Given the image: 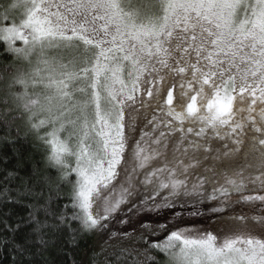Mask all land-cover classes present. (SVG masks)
<instances>
[{
	"label": "snow or ice",
	"instance_id": "6c2138e0",
	"mask_svg": "<svg viewBox=\"0 0 264 264\" xmlns=\"http://www.w3.org/2000/svg\"><path fill=\"white\" fill-rule=\"evenodd\" d=\"M0 45L28 66L0 74L4 116L26 115L71 184L62 205L58 188L41 197L34 227L106 228L139 171L145 211L188 198L261 214H230L219 237L162 224L163 239L116 264H156L153 250L169 264H264V0H8ZM140 109L153 111L137 139Z\"/></svg>",
	"mask_w": 264,
	"mask_h": 264
},
{
	"label": "trees",
	"instance_id": "16d2710c",
	"mask_svg": "<svg viewBox=\"0 0 264 264\" xmlns=\"http://www.w3.org/2000/svg\"><path fill=\"white\" fill-rule=\"evenodd\" d=\"M6 65L28 67L18 61L13 62L11 55L0 45V74L7 75L4 73ZM0 118L7 120V124L0 122V264H105L106 257L110 264H116V254L125 247L139 245L143 239L158 240L165 236L163 230H156L155 236H146L153 230L145 228L144 222L133 231L118 234L108 242L98 229L86 231L75 222L71 227L57 226V220L50 218L45 227H34L30 214L41 197L46 198L50 189L58 188L59 204L62 205L68 200L71 184L61 181L60 171L47 162V148L31 132L26 115L13 108L5 117L4 105L0 103ZM218 206L216 201L202 205L181 201L174 207L155 213V219L163 216L167 219L169 214L180 213V210L187 214L200 210L199 213L203 214L208 207ZM53 207H56L55 203ZM241 211L250 217L261 214L259 205L234 206L217 214ZM152 255L156 264H169L164 253L153 250Z\"/></svg>",
	"mask_w": 264,
	"mask_h": 264
},
{
	"label": "rangeland",
	"instance_id": "374dc122",
	"mask_svg": "<svg viewBox=\"0 0 264 264\" xmlns=\"http://www.w3.org/2000/svg\"><path fill=\"white\" fill-rule=\"evenodd\" d=\"M8 3V0H0V5H6ZM152 109H140V112L137 116L136 121V131L132 133V136L134 138H139L142 131L147 130L150 125H147V119L146 117L150 118L152 114ZM127 155V154H126ZM129 169H131L132 164L129 162L128 164ZM130 176L134 175V178L131 181L130 187L133 189V195L130 196L129 204L122 205L121 211L116 214L115 218L112 219L110 222L107 223L106 228L98 229L100 233L103 234L105 237V241H109L111 239H114L117 237L118 234H122L127 231H133L137 226L143 223V226L145 225V228H149L152 230H160V225L166 224L171 225L172 223L176 222L179 219H182L184 221L183 225L184 227H188L191 229H194L196 232H212L213 234H216L218 237L222 236L224 232H226L228 229L232 227V221L230 220V213H224V214H217V212H213L212 209L208 207V210L205 209L206 213L200 214L199 212L194 211V214L190 213H171L169 214V218L158 217V219H155V213L160 211V208L158 210L153 211H145L142 207V201L141 197L145 196L147 193L140 183V181L143 180V175L141 172L137 171V173L132 174L129 172ZM123 178V174H122ZM128 186V185H126ZM208 191L210 192L211 189L209 188ZM182 201H189L191 204L194 205H202L207 201L205 200L203 202H198L196 200L185 198ZM181 202V201H178ZM177 202V203H178ZM200 207V206H199ZM181 208V207H180ZM131 209V210H129ZM139 209V211L137 210ZM201 209V208H200ZM228 210V209H227ZM173 214V215H172ZM172 217V218H170ZM126 221V223L124 222ZM166 222V223H165ZM139 223V224H138ZM112 234H115L114 236ZM164 237H162L163 239Z\"/></svg>",
	"mask_w": 264,
	"mask_h": 264
}]
</instances>
